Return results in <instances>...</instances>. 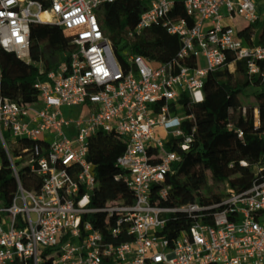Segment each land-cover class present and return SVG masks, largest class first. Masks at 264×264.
<instances>
[{"label": "built area", "instance_id": "obj_1", "mask_svg": "<svg viewBox=\"0 0 264 264\" xmlns=\"http://www.w3.org/2000/svg\"><path fill=\"white\" fill-rule=\"evenodd\" d=\"M111 1L48 0L44 8L38 0H0V48L43 74L34 83L35 101L19 104L0 91V146L14 177L11 198L0 201V264H264V162L230 163L251 168V179L245 187L228 186L223 198L161 207L151 203V185L160 183L165 199L170 188L165 175L181 155L171 151L152 164L146 152L149 145L163 147L169 135L183 137L181 148L187 149L198 118L183 108L182 99L203 100L205 79L227 59H246L248 72L264 78V43L255 42L264 0H183L178 19L169 15L175 0H149L128 36L160 23L179 37L181 47L168 61L151 50L149 56L125 52L124 66L98 19L99 5ZM34 22L61 26L73 48L60 50L57 60L53 53L46 66L33 62ZM198 52L205 65L187 64ZM100 132L122 140L115 163L125 170L121 179L131 190V204L90 205L97 181L89 154ZM19 138L34 141L21 153L41 181L37 192L19 180L21 155L13 156L7 143ZM179 212L191 224L175 235L162 234L166 215ZM114 213L111 236L126 234L130 240L105 241L90 220Z\"/></svg>", "mask_w": 264, "mask_h": 264}, {"label": "trees", "instance_id": "obj_2", "mask_svg": "<svg viewBox=\"0 0 264 264\" xmlns=\"http://www.w3.org/2000/svg\"><path fill=\"white\" fill-rule=\"evenodd\" d=\"M43 7L48 6L44 0ZM149 0H114L105 2L98 7V19L104 34L109 38L117 60L124 66L126 53L151 55L149 47L156 46L161 61L171 60L181 47L177 35L169 34L166 27L160 23L145 28L142 32L130 38L128 30L133 28L140 14L148 8ZM184 14L183 0H175L169 15L178 19ZM260 31L255 36L256 43H264V22L259 25ZM242 32V28L239 29ZM73 46L61 26L34 22L30 25L29 52L33 62L40 61L46 66L51 55L57 51ZM68 61V56L64 57ZM246 59L232 62L229 59L214 71L216 87L205 91V98L195 103L182 99L183 108L191 109L197 116V132L188 143L187 149L181 148L183 137L169 135L163 147L149 145L146 149L148 161L158 164L165 155L177 151L181 159L173 163L171 171L165 175V185L169 186L167 197L159 195L160 183L151 185V203L161 207H180L186 204L204 205L220 199L200 197L198 190L202 186L205 174L213 175L227 168L230 163L246 160L250 164L264 162V78L258 74H250ZM197 66V56H190L186 62ZM43 79L39 67L17 57L13 51L0 48V91L10 100L25 104L37 99V89L34 83ZM172 108H173V104ZM257 109V117L254 109ZM256 118L259 125L255 126ZM187 123L183 129L188 132ZM238 131H242L239 137ZM13 156L21 155L16 160V169L22 186L27 190L37 192L40 179L30 171L23 147L31 148L34 141L19 138L15 142L7 141ZM119 144V151L113 156H107L111 147ZM107 148V149H106ZM123 143L120 137L113 133H97L90 149L89 160L93 164L96 176V186L90 193V205L106 207L131 204V190L121 179L125 172L115 163V158L121 152ZM0 201L7 202L12 196L14 177L0 146ZM248 178L242 175L229 177L231 187L236 184L246 185L251 179V168H245ZM117 213L103 219L90 218L93 226L102 233L105 241L120 243L131 239L122 234L114 238L110 229L115 225ZM166 223L162 234L172 236L191 224V218L184 213H171L165 217Z\"/></svg>", "mask_w": 264, "mask_h": 264}, {"label": "rangeland", "instance_id": "obj_3", "mask_svg": "<svg viewBox=\"0 0 264 264\" xmlns=\"http://www.w3.org/2000/svg\"><path fill=\"white\" fill-rule=\"evenodd\" d=\"M38 1L41 4L44 2V0H38ZM60 52L61 51L55 52L52 56V60H57L59 58ZM154 54L158 58L160 55V52H158V50H156L154 52ZM198 57H199V60L201 62L205 61V58L203 57L201 52H198ZM204 65H205V63H203V66ZM205 81H206L205 91H211L217 85L215 79L210 75L205 79ZM169 130H171V128H169ZM155 135L161 137L162 139L165 138V134L161 131H157L155 133ZM119 149H120L119 144H117L115 147H111L110 149H108L109 151L106 152L108 154L107 156L115 155L119 151ZM234 175H242L244 178H246V179L248 178L247 172L242 171L236 165H229L227 168H224L219 173H216L213 175H209L208 173H206L205 178H204V182H203L202 186L200 187V189L198 190L199 196L203 197L205 199H211L215 196L219 197V198H223L226 194L227 187L230 186L228 178L232 177ZM242 186L245 187V186H247V184L246 185L236 184L235 187L240 188Z\"/></svg>", "mask_w": 264, "mask_h": 264}, {"label": "crops", "instance_id": "obj_4", "mask_svg": "<svg viewBox=\"0 0 264 264\" xmlns=\"http://www.w3.org/2000/svg\"><path fill=\"white\" fill-rule=\"evenodd\" d=\"M150 50L152 51V53H154L156 50H158L157 49V47L156 46H154V45H152V48H150ZM159 52V51H158ZM203 63H205V61L204 62H201L200 60H199V57L197 56V66H203ZM214 78V77H213Z\"/></svg>", "mask_w": 264, "mask_h": 264}]
</instances>
